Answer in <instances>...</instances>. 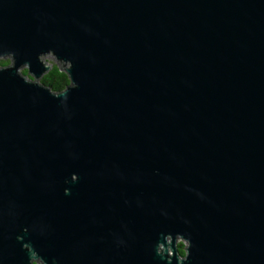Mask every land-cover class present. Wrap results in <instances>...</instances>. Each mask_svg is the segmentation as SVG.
Returning a JSON list of instances; mask_svg holds the SVG:
<instances>
[{
    "label": "water",
    "instance_id": "obj_1",
    "mask_svg": "<svg viewBox=\"0 0 264 264\" xmlns=\"http://www.w3.org/2000/svg\"><path fill=\"white\" fill-rule=\"evenodd\" d=\"M2 56L0 264H264V0H0Z\"/></svg>",
    "mask_w": 264,
    "mask_h": 264
},
{
    "label": "trees",
    "instance_id": "obj_2",
    "mask_svg": "<svg viewBox=\"0 0 264 264\" xmlns=\"http://www.w3.org/2000/svg\"><path fill=\"white\" fill-rule=\"evenodd\" d=\"M8 64V60L0 61V65ZM26 73V69L23 70ZM44 85L49 86L52 91L57 92L69 83L67 74L59 70L56 64H53L52 68L40 79Z\"/></svg>",
    "mask_w": 264,
    "mask_h": 264
},
{
    "label": "flooded vegetation",
    "instance_id": "obj_3",
    "mask_svg": "<svg viewBox=\"0 0 264 264\" xmlns=\"http://www.w3.org/2000/svg\"><path fill=\"white\" fill-rule=\"evenodd\" d=\"M184 242L179 240L177 242V247H178V250L180 252V254L184 255ZM55 260H51V262L53 263ZM60 260H57V262H59ZM49 261L46 262V260L40 256H36V253L34 252L31 256V259H30V264H48Z\"/></svg>",
    "mask_w": 264,
    "mask_h": 264
},
{
    "label": "rangeland",
    "instance_id": "obj_4",
    "mask_svg": "<svg viewBox=\"0 0 264 264\" xmlns=\"http://www.w3.org/2000/svg\"><path fill=\"white\" fill-rule=\"evenodd\" d=\"M10 59H11L10 56H2V57H0V61L8 60V63L10 62ZM44 59H45L48 63L56 64V60H55L54 57L51 56V55L45 56ZM24 69H26V68H25V67H21V68H20V71H21L22 73H24V72H23ZM24 74H26V73H24Z\"/></svg>",
    "mask_w": 264,
    "mask_h": 264
}]
</instances>
